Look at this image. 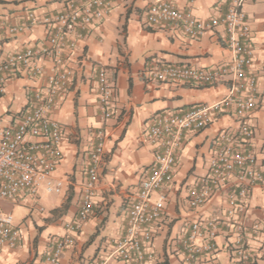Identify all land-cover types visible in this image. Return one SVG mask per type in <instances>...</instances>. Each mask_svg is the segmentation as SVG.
I'll return each instance as SVG.
<instances>
[{
  "label": "crops",
  "instance_id": "crops-1",
  "mask_svg": "<svg viewBox=\"0 0 264 264\" xmlns=\"http://www.w3.org/2000/svg\"><path fill=\"white\" fill-rule=\"evenodd\" d=\"M68 1L0 0V16L11 23L23 24L29 21L28 14L41 19L63 9ZM153 1L115 0L64 57L63 66L74 70V78L51 113L65 129L60 146L62 159L50 177L52 183L62 180L61 190L49 193L43 183L35 199L22 203L0 199V214H11L21 231L18 245L0 249V264L39 262L51 248L52 238L67 232V224L77 214L83 169L98 132L103 133L105 154L92 196L93 213L78 231L71 232L73 242L63 251L60 264H124L112 251L125 232L128 201L154 160L153 145L143 139L151 118L162 111L210 106L226 95L229 82L225 78L211 86H197L158 81L148 75L147 70L156 61L206 67L230 58L222 26L192 38L171 26L148 25L146 9ZM171 1L206 20L223 14L229 0ZM244 10L251 28L252 70L258 77L260 102L253 119L260 146L264 139V0H249ZM47 45L44 24L29 25L16 34L2 32L0 60L25 47L41 49ZM53 65L51 57L39 53L32 66L41 67L42 74L34 76L25 69L7 80L0 95V128L17 121L31 91L44 85L46 73ZM97 65L105 67L113 85L114 112L108 118H104L98 106ZM234 125L229 114L221 113L204 129L184 133L176 152L172 185L152 194V199L160 193L166 197L164 214L154 228L150 249L154 264H230L227 233L223 228L218 229L214 238L215 249L191 263L185 259L183 240L195 218L223 217L224 194L199 208L189 206L188 196L196 178L207 173L213 137L222 128ZM259 159L264 168L262 151ZM248 201L247 221H258L264 230V186H254ZM15 205L25 206L28 214L16 215ZM262 239V235L257 236L252 245L258 247ZM262 250L264 255V244Z\"/></svg>",
  "mask_w": 264,
  "mask_h": 264
},
{
  "label": "built area",
  "instance_id": "built-area-1",
  "mask_svg": "<svg viewBox=\"0 0 264 264\" xmlns=\"http://www.w3.org/2000/svg\"><path fill=\"white\" fill-rule=\"evenodd\" d=\"M115 0H69L65 7L41 19L28 14V22L11 23L0 16V33L16 34L37 23L44 24L47 46L25 47L0 60V95L9 78L22 70L36 76L43 73L32 66L37 54L51 57L53 67L46 73L42 87L31 91L27 105L17 121L0 128V199L22 203L35 199L41 184L47 192H60L62 180L50 177L62 159L60 149L64 126L52 116L60 95L73 82L74 70L63 66L64 57L72 52L77 39L84 37L90 25L111 8ZM249 0H229L226 11L209 19L197 18L171 0H155L146 9V23L171 26L189 37L222 26L226 33L230 58L218 65L199 67L156 61L147 70L158 81H175L197 86H211L221 79L229 82L222 98L210 106L194 105L185 110H167L155 114L144 130L143 139L154 147V160L142 176L138 189L128 201L125 232L112 254L124 264H154L150 251L155 226L162 219L166 197L160 193L173 183L176 152L185 132H198L211 124L217 114H229L235 125L222 128L211 141L212 154L207 173L196 178L188 196L189 206L199 208L218 196L224 199L223 217L195 218L183 240L188 263L215 249L219 228L227 233L230 264H260L263 257L264 230L256 221H247L249 196L254 186H264V168L259 153H264V139L257 143L253 115L259 107L258 77L252 70L251 28L244 10ZM96 93L104 118L114 112L113 85L104 66L97 65ZM103 133L88 154L83 169L78 210L64 235L52 238L44 259L31 264H60L63 251L73 242L71 232L78 231L93 213L92 196L104 159ZM262 235L255 247L252 240ZM21 239L11 214H0V249L15 247Z\"/></svg>",
  "mask_w": 264,
  "mask_h": 264
},
{
  "label": "rangeland",
  "instance_id": "rangeland-1",
  "mask_svg": "<svg viewBox=\"0 0 264 264\" xmlns=\"http://www.w3.org/2000/svg\"><path fill=\"white\" fill-rule=\"evenodd\" d=\"M253 125H254V127H255V132L258 134V131H257V126H256V123H255V119H253ZM49 193H55V192H49ZM38 210H40V209H38ZM37 210V211H38ZM28 210H27V208L25 207V206H22V205H15V214L17 215H26V214H28ZM264 258V255H263V257L259 260V263L260 264H262V260H264L263 259Z\"/></svg>",
  "mask_w": 264,
  "mask_h": 264
}]
</instances>
